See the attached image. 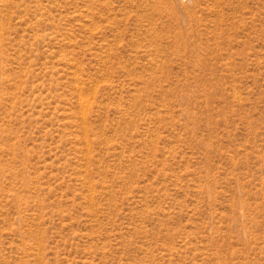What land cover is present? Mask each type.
I'll return each mask as SVG.
<instances>
[{
	"label": "rangeland",
	"instance_id": "obj_1",
	"mask_svg": "<svg viewBox=\"0 0 264 264\" xmlns=\"http://www.w3.org/2000/svg\"><path fill=\"white\" fill-rule=\"evenodd\" d=\"M0 264H264V0H0Z\"/></svg>",
	"mask_w": 264,
	"mask_h": 264
}]
</instances>
